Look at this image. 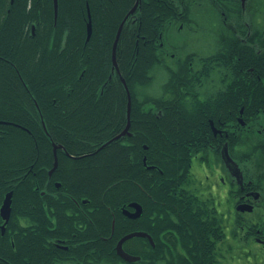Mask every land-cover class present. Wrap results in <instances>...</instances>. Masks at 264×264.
Masks as SVG:
<instances>
[{"label": "trees", "instance_id": "16d2710c", "mask_svg": "<svg viewBox=\"0 0 264 264\" xmlns=\"http://www.w3.org/2000/svg\"><path fill=\"white\" fill-rule=\"evenodd\" d=\"M134 2L57 0L55 13L53 0H0V121L4 122L0 124V204L4 193L13 190L9 226L0 234V264H34L45 253L33 249L40 245L33 239L42 238L47 229L45 221L32 227V205L39 197L35 181L42 182L32 175V168L38 155L40 173L53 165L52 141L64 151H57L53 172V179L61 181L60 190L99 201V209L92 214L94 223H74L68 217L66 235L112 238L110 209L114 203H125L132 192H140L134 181H141L142 172L148 173L149 192L157 197L163 177L169 179L166 183L177 178L173 163L182 158L178 153L182 149L172 143L200 140L208 131L205 125L210 116L200 115L185 99L183 93L190 85L180 82L182 75L168 71L160 95L138 97L152 81L150 71L160 56L157 38L150 30L158 22L167 23L157 20L164 12L157 1L140 0L128 15L116 46L118 71L113 67L116 32ZM87 7L92 21L88 40ZM121 78L132 94V134L99 149L126 121ZM146 104L151 108L142 123L135 110ZM160 109L162 114H155ZM133 139L139 141L138 146L130 145ZM143 155L148 164L161 167L164 175L147 170ZM187 205L180 206L185 255L179 264H215L209 254L216 245L217 221L204 218L200 210L192 216ZM20 217L23 222L17 225ZM61 230L57 227L50 235L60 236ZM8 238L14 239V245ZM145 264L157 262L150 254Z\"/></svg>", "mask_w": 264, "mask_h": 264}, {"label": "flooded vegetation", "instance_id": "af4514ba", "mask_svg": "<svg viewBox=\"0 0 264 264\" xmlns=\"http://www.w3.org/2000/svg\"><path fill=\"white\" fill-rule=\"evenodd\" d=\"M155 1L164 10L162 15H157V20L166 19L167 23L158 22L150 30V34L157 38L155 43L160 55L154 68L165 78L159 92L148 91L150 82L138 97L160 95L168 71L178 77L182 75L180 82L190 85L188 92L183 93L185 99L193 103L200 115L210 116L205 125L208 131L200 140L172 143L182 149L178 152L182 158L173 163L177 178L166 183L165 180L169 179L163 177L157 197L149 192L148 173L142 172L141 181H134L140 192H132L125 203H114V208L110 209L112 238H79L75 233L66 235L64 229L68 217L74 223H94L92 214L99 209V201H93L92 196L76 198L62 192L61 181L53 179L56 168L49 173L52 165L40 173L37 163L42 159L36 156L32 175L36 180L40 177L42 182L35 181L39 197L32 205V227L36 228L40 226L39 221H45L47 231L42 238L33 239L40 241V245H33V249L45 252L34 264H145L150 254L157 264H179L181 255H185L180 233V206L184 204H188L194 217L200 210L204 218L216 219L217 240L209 254L216 260L215 264L223 256L220 249L223 242L226 250L237 246L248 264H264V0ZM135 10L128 13L133 14ZM87 14L92 32L88 7ZM128 91L129 119L126 116V93L125 124L110 139L124 129L128 120L129 134L113 139L115 141L132 134V94L129 88ZM150 108L146 104L135 110L141 115L139 120L142 123L146 121ZM154 111L157 115L163 112L161 109ZM0 124L4 122L0 121ZM42 127L45 129L44 125ZM133 141L130 145L138 146L139 141ZM106 142L99 149L107 145ZM51 145L54 162V146L56 157L57 151H63V147L53 141ZM142 148L146 150L148 146L142 144ZM224 149L232 162L225 160ZM146 159L143 155L142 164L147 170L155 169L164 175L161 167L148 164ZM10 191L12 210L13 190ZM8 192L4 193L0 208ZM131 203H137L141 208L136 217L125 213L126 210L130 214L135 212ZM11 210L5 224L0 213L1 235L9 226ZM21 222L20 217L16 224ZM57 227L62 228V235L51 236L50 231ZM131 232H143L146 236H133L122 243L125 252L139 257L128 262L117 254L116 245L121 237ZM7 240L14 245L13 238ZM96 250L99 254L95 253Z\"/></svg>", "mask_w": 264, "mask_h": 264}, {"label": "water", "instance_id": "95a60500", "mask_svg": "<svg viewBox=\"0 0 264 264\" xmlns=\"http://www.w3.org/2000/svg\"><path fill=\"white\" fill-rule=\"evenodd\" d=\"M137 3H138V0L135 2L133 8L129 11V13H132L135 10V8L137 6ZM53 4H54V8H55V13H56V11H57V0H53ZM123 23H124V20L121 22V24H120V26L118 28V31H117V34L115 36V39H114V42H113V46H112V64H113V67L116 70L118 69L117 62H116V46H117V42H118L120 30H121V27H122ZM90 34H91V23H90V20H88V23H87V37H86L87 40L89 39ZM122 82L124 84V87H125V90H126V93H127V97H128L126 116H127V119H129V114H130V94H129L127 85H126V83H125V81H124L123 78H122ZM128 128H129V120H128V123L125 126V128L118 135L114 136L109 141H111L113 139H116V138L120 137L121 135L129 134ZM108 142H106V143H108ZM55 147L56 146H54V162H53V167L51 168V170L49 171V173H52V171L57 166V157H56ZM224 158H225V160L227 162H232L231 159H230V157L227 154V150L226 149H224ZM151 167L152 166H150L149 168H151ZM11 196H12V192L10 191V192H8L5 195V198H4L3 203L1 205V208H0V213H1L2 218L4 219V224L7 222L8 218H9V215H10V210H11V207H10L11 206ZM130 205L133 206L134 208H136L135 209V212L130 214L126 210L125 213L129 214L131 217H136L137 215H139L140 209H141L140 206L137 203H131ZM4 224L2 225V228L4 227ZM133 236H146V234L143 233V232H131V233H128V234L124 235L123 237H121L118 240L117 245H116L117 254L120 257H122L124 260L128 261V262H133V261L139 259L138 256H134V255L128 254L127 252H125L122 249V243L126 239H128L130 237H133Z\"/></svg>", "mask_w": 264, "mask_h": 264}, {"label": "rangeland", "instance_id": "374dc122", "mask_svg": "<svg viewBox=\"0 0 264 264\" xmlns=\"http://www.w3.org/2000/svg\"><path fill=\"white\" fill-rule=\"evenodd\" d=\"M151 74L153 75V79L151 84L148 86V91L159 92L161 90V83L165 76L161 74L157 68H154ZM220 249L223 256L219 257L217 264H248V260L244 257V255H242V251L239 250L237 246H234L231 250H226L223 242L220 245Z\"/></svg>", "mask_w": 264, "mask_h": 264}, {"label": "bare ground", "instance_id": "6f19581e", "mask_svg": "<svg viewBox=\"0 0 264 264\" xmlns=\"http://www.w3.org/2000/svg\"><path fill=\"white\" fill-rule=\"evenodd\" d=\"M54 10H55V8H54Z\"/></svg>", "mask_w": 264, "mask_h": 264}]
</instances>
